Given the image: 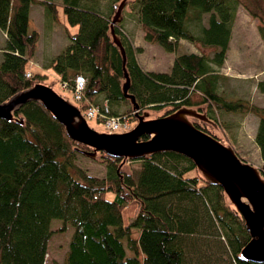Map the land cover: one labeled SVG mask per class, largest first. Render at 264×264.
<instances>
[{"label": "trees", "instance_id": "1", "mask_svg": "<svg viewBox=\"0 0 264 264\" xmlns=\"http://www.w3.org/2000/svg\"><path fill=\"white\" fill-rule=\"evenodd\" d=\"M120 1L110 0L105 6L104 0H60L66 23L77 28L74 33L64 28L67 44L48 57L43 67L59 82L71 85L77 74L85 75H81L85 80L81 107L91 104L101 109L100 104H106L108 115H113L110 105L114 100L128 103L119 85L120 54L109 35L114 6ZM260 1L264 2L256 3ZM56 3L0 0V31L5 40L0 58V102L43 77L42 70H38L39 76L31 73L25 77L38 41V32L28 30V11L38 4L43 8L45 26L56 24ZM238 4L239 0H126L122 12L136 7V23L146 43H156L167 52H172L180 39L213 48L211 56L175 55L169 73L143 71L134 58L140 48L125 44L118 35L117 26L124 25L121 13L112 31L124 51L127 92L139 108L155 111L167 107L165 115L179 107L199 112L204 107L206 117L216 126L212 135L231 146L214 110L231 114L243 108L239 100L226 101L217 93L218 81L224 78L218 68ZM203 14L208 16L206 26L200 25ZM248 14L258 22L256 30L264 43L263 8ZM190 24L199 27L198 33ZM256 89L264 96V78L256 83ZM195 93L200 101L192 100ZM95 99L98 102L94 103ZM247 109L258 117L254 143L264 164V104ZM14 117H22V124L0 119V264H43L53 219L61 223L56 232L71 228L61 264H195L199 261L194 257L201 254L195 245L202 242L207 248L217 242L218 250L232 264H254L239 257L248 240L239 214L222 189L206 184L186 157L163 151L124 160L138 162L133 177L122 169L121 158L98 152L95 159L104 165V177L77 170L75 178L71 173L73 155L78 149L89 148L71 141L36 102L22 105ZM193 124L211 134L210 125L197 120ZM191 169L195 175L184 177ZM108 193L111 198L106 197Z\"/></svg>", "mask_w": 264, "mask_h": 264}, {"label": "rangeland", "instance_id": "2", "mask_svg": "<svg viewBox=\"0 0 264 264\" xmlns=\"http://www.w3.org/2000/svg\"><path fill=\"white\" fill-rule=\"evenodd\" d=\"M54 1L57 2L56 4L58 5L56 16L54 18L56 24H53L56 33L54 34V37H51L49 43L52 41L51 43L54 44V46L57 44V48L63 44L64 38H66L64 28L70 33H74L76 30L66 23L60 5L61 3H59L60 0ZM109 3L110 0H104L105 6H109ZM259 8H263L264 11V2L260 1L256 3V0H239L231 26L227 59L224 61V64L222 63L218 68V73L222 74L224 78L218 81L217 93L226 101L239 100V102L242 103L243 108L240 112L231 114L214 110V116L218 121L217 123L221 125L220 127L223 132L221 130L220 131L224 133V136L228 139V141L231 143L238 141V144L241 145V147L239 146L238 149H235L231 144V148L235 151V153H237L240 159L259 169L262 177L264 178V164L260 159L257 147L254 143V133L258 117L247 109L251 107L260 108L264 104V96L256 89V83L264 78V43L261 41L256 30L258 22L256 19L251 18L248 14V11H253L254 9ZM35 10H38V8ZM128 12L124 10L123 12L121 11V13H123L121 22L124 25L120 24V27L117 26L119 30L118 35L125 44H129L132 48H140V52L134 53V58L141 70L147 72L169 73L174 56L180 53L191 52L211 56L213 48L194 45L186 40H178V43L175 44L172 52L165 51L156 43H146L142 39V34L136 23V7L132 6ZM37 16H39L37 13L31 14L30 23H28V30L34 28L36 29L41 26L42 22ZM207 17L208 16L206 14L202 15L201 26H206ZM190 28L194 33H198L199 27H194L190 24ZM46 41L47 39H45V42ZM67 42L68 40L66 39L64 46ZM4 43V36L0 31V58ZM40 50H43V48L41 47ZM36 56L38 55L36 54ZM47 58L48 56L46 55L44 59ZM41 65H44V63H41ZM26 71H29L32 75H38V69L33 68L32 66L29 68L28 64L26 65ZM40 74H42L43 77L39 79L38 83L50 86L56 94L64 98L70 104H77V106H81L82 95L79 100L75 99L70 90L60 86L59 79L51 71L42 70ZM81 75L85 77V75ZM81 75L77 74L76 76ZM122 82L123 76L119 79V85H121ZM192 100L200 101L199 95L196 93L192 95ZM93 102L96 103L98 101L95 99ZM111 103L112 105H110V110L113 115L105 114L106 110L109 111V107L107 108L106 104H100L101 109L96 106H90L85 109L83 113L87 115L86 120L90 128L99 132H104V122L107 119L118 118V116L121 119H124L129 116L127 110L130 106L124 100L116 99ZM139 109L149 111L151 117L161 116L164 111L168 110L167 107H163L161 110L154 111L147 108V106ZM133 124L134 121H132L131 125ZM235 124L237 126L233 129ZM209 128L212 130L211 134H213V128ZM221 143L227 144L224 139H222ZM73 156L74 168L71 170V173L75 178H78L77 170H81L89 176L98 178L104 177L105 169L104 165L100 163V160H91L78 153H74ZM185 165L186 163L182 161V166ZM137 167L138 162L124 161L122 169L135 177ZM194 175L195 171L194 169H191L186 171L183 176L191 178ZM106 197L111 198L112 195L108 193L106 194ZM60 224L61 223L58 220H51L49 229L53 231V234L47 241L43 264H61L64 259L71 228L66 226L63 232H56ZM213 240L214 239L209 241ZM211 244V247L209 248L204 245V242H202V245H199L198 243L195 245L198 251L201 252L200 255L194 257L199 262H196L193 258L195 264H232L227 255H223L222 252L218 250L217 242H213ZM199 247L201 250H199Z\"/></svg>", "mask_w": 264, "mask_h": 264}, {"label": "water", "instance_id": "3", "mask_svg": "<svg viewBox=\"0 0 264 264\" xmlns=\"http://www.w3.org/2000/svg\"><path fill=\"white\" fill-rule=\"evenodd\" d=\"M125 2L121 0L114 6L109 35L121 58L123 82L120 91L128 101L135 121L129 130L108 133L90 128L78 108L56 94L51 87L40 83L17 91L0 102V119L22 124V117L16 118L14 113L25 103L33 101L49 112L71 141L89 148L77 151L90 159H95L98 152L121 158V162L163 151L186 157L206 184L222 189L243 221L248 240L240 249L239 257L254 264H264V178L259 169L240 159L230 145L194 126L193 120H197L216 128L206 117L204 107L201 112L192 107H179L168 114L151 117L149 111L139 109L134 96L127 92L129 78L124 51L112 31V24L121 19Z\"/></svg>", "mask_w": 264, "mask_h": 264}, {"label": "crops", "instance_id": "4", "mask_svg": "<svg viewBox=\"0 0 264 264\" xmlns=\"http://www.w3.org/2000/svg\"><path fill=\"white\" fill-rule=\"evenodd\" d=\"M36 8H38V10H35ZM33 13H37L39 15L37 17L42 23H41L40 27H38L36 29L34 28L38 32V43L36 45V50H35L33 59L30 61L31 63H33V65L31 63H30V65L32 67L34 66L33 68H36L38 70H44L46 68H43V67L47 66V63H44V62H47L46 59H44V57L47 55L48 57L51 58L55 53H57V51L66 43V38H64L63 44L60 45L57 48H56L57 44L54 46V44L51 43L52 41L49 43V40L51 39V37L52 36L54 37V34L56 33L54 25L53 24L52 25L51 24H47L44 27V23H43V17H44L43 16V8L40 5H38V4H32L29 7L28 23H30L31 14H33ZM39 28L41 29V31H40ZM72 28H74V30H76L77 27L76 26H72ZM45 39H47L46 42H45ZM41 47L43 48V50H40ZM228 49H229V40H228L227 49H226V52H225L223 64H224V61H226V59H227ZM36 54L38 56H36ZM38 58H39V60H38ZM41 63H44V65H41ZM48 71H50V69H48ZM236 126L237 125L235 124L233 129ZM231 144H232V146H234L235 149L236 148L238 149L239 146L241 147V145L238 144V141L232 142ZM246 158H248V157H246Z\"/></svg>", "mask_w": 264, "mask_h": 264}, {"label": "built area", "instance_id": "5", "mask_svg": "<svg viewBox=\"0 0 264 264\" xmlns=\"http://www.w3.org/2000/svg\"><path fill=\"white\" fill-rule=\"evenodd\" d=\"M25 76L28 77L29 74L26 73ZM84 82L85 81L81 76H75L72 86L69 87L66 83H63L62 87L66 88L68 86L69 89H71V93L74 98L79 100L80 96L82 95V90L84 88ZM105 127L109 130L124 129L126 127V121H120L118 118H109L105 122Z\"/></svg>", "mask_w": 264, "mask_h": 264}]
</instances>
